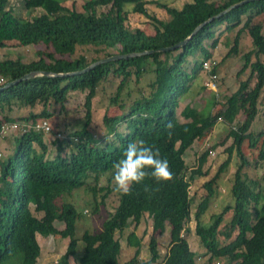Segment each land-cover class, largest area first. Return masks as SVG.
Instances as JSON below:
<instances>
[{"label":"trees","instance_id":"1","mask_svg":"<svg viewBox=\"0 0 264 264\" xmlns=\"http://www.w3.org/2000/svg\"><path fill=\"white\" fill-rule=\"evenodd\" d=\"M63 1L23 0L28 11L40 9L43 12L27 19L10 7L11 0H0V48L4 50L11 42L22 48L33 46L37 57L25 62L19 56L4 55L0 60V77L5 82L0 88L31 72L69 74L103 60L89 61L86 56H76L79 48L95 47L105 53V59L141 55L105 62L80 75L37 76L0 91V117L4 118L0 128L49 120L52 114L47 108L51 103L59 104L64 110L70 92L86 93L85 123L71 135L56 133V139L63 143L54 156L44 140L45 133L23 128L12 131L18 133L13 141V152L0 161V264H18V255H22L21 264H38L41 256L38 235L70 240L62 264H68L69 258L77 256L80 241L85 248L75 264H120L123 248L117 233L122 235L132 225L134 229L128 234L127 242L136 251L125 264H195V253L184 235L192 219L191 181L196 176H207L208 170L204 167L217 147L224 148L227 158L214 177L204 184L207 195L194 214L196 234L210 255V262L224 258L226 264H264V172L260 177L255 172L258 165L264 163V132L258 135L250 132L264 90V24H252L250 20L264 17V0L246 2L221 16L218 15L245 0H192L180 10L164 0H87L81 11L75 6H65ZM150 3L163 8L170 19L160 20L151 15L147 9ZM131 13L150 19L154 32L131 28L128 25ZM244 16L248 17V22ZM211 18L214 19L186 46L159 51L184 41ZM224 27L223 33L235 32L234 37L226 41L229 50L224 59L239 53L242 34L250 35L253 49L244 54L243 64V72L249 69V75L227 97L222 111L214 112L217 104L211 100L206 108L188 104L178 114L182 99L191 95V100H195L206 89L204 84L201 89H194L198 79L203 75L205 78L202 63H194L190 70L187 64L196 52H201L204 60L212 59V51L219 43L217 30ZM205 42L210 45L206 46ZM110 49H116L117 53H107ZM144 52L152 53L142 54ZM217 67L212 74L218 75ZM150 72L155 79L147 88L143 87V78ZM111 76L120 79L110 102L120 114L115 117L105 114L104 126L114 140L104 142L88 128L98 87ZM132 82L137 88L135 96L127 92ZM15 103L32 108L42 104L44 109L39 115L30 113L13 121L9 114ZM244 109H248V113L242 120L240 114ZM216 125L224 127V133L216 144H209V150L198 156L196 167L187 170L184 158L187 150L208 133L212 137ZM124 126L125 131L121 132ZM58 135L64 136L63 139ZM139 140L153 146L168 160L171 178L157 182L146 176L141 183L132 185L128 194H123L114 190L113 164L129 142ZM229 140L232 143L226 147ZM234 157L238 169L229 191L233 203L225 205L220 213L211 216L209 223H204V215L219 194L217 183ZM110 174L107 184L101 185V179ZM79 189L91 195L90 206L93 204L95 214L105 208L112 193L119 194L118 205L102 229L85 231L81 240L76 237V230L84 212L81 214L70 201ZM230 212L232 221L222 230ZM146 215L153 223L149 240L151 258L141 262L142 239L136 230ZM56 222L63 223L64 229L59 230ZM167 225L170 226L169 252L159 263L157 234L165 233ZM234 232H237L235 240L220 244V235L230 240Z\"/></svg>","mask_w":264,"mask_h":264},{"label":"rangeland","instance_id":"2","mask_svg":"<svg viewBox=\"0 0 264 264\" xmlns=\"http://www.w3.org/2000/svg\"><path fill=\"white\" fill-rule=\"evenodd\" d=\"M87 0H64L63 4L69 8L76 7L79 11L82 10L83 4ZM165 2H168L164 0ZM191 3V1H185V0H178L175 1L171 7H174L176 9H179L183 6L184 3ZM10 7L15 9L18 16L21 18H27L31 19L34 16H39L43 12L40 9L36 10H30L28 11L24 4L23 0H11ZM131 7V6H129ZM128 7V9H129ZM148 11L151 15L156 16L160 20H168L170 19V16L167 14V12L159 7L158 5L155 6V4L150 3L148 6ZM243 19L248 22V17L244 16ZM243 21L242 25L245 23ZM253 23H263L264 24V17L258 16L257 18H253L250 20ZM128 25L131 28H140L144 29L147 32H154L153 24L150 21V19L146 18L143 15L140 14H133L131 13L128 18ZM241 25V26H242ZM248 34L247 32H245ZM235 32L231 34L229 39L231 40L234 37ZM226 39L220 38L219 43L222 45H226ZM249 42H251V37L248 34L246 38H243L242 40V50L244 53H239L236 56L230 57L231 60L224 59L226 54L229 50V45L224 47H221L217 53H216V60L212 58L211 60L214 62V68L217 67L218 72V78L219 82L217 84V88L213 87L210 82H208L207 79L204 78V75L201 77L199 82L197 84H194V89L197 90V88L201 89L204 85L206 86V89L202 91L200 94V97H197L195 100H191V95L189 97L182 99L181 106L178 110V114H180L181 110L188 104H190L193 107L196 108H206L207 104H209V101H215L217 104V107L214 109V112L218 113L219 111H222L225 109V102L228 96H230L233 92H235L238 89L239 82L241 79H246L249 75L246 74L244 77V68L243 64L244 61V54L249 49ZM218 43V45H219ZM206 46L210 45V42H205ZM217 45V46H218ZM216 49V48H215ZM214 49V50H215ZM240 49V45H239ZM214 50L213 57H214ZM36 48L35 47H27L22 48L18 45L16 42L8 43L7 47L0 48V60L3 58L4 55L11 56V57H21L25 62H30L35 60L36 54H35ZM107 53H117L116 49H110ZM76 56H86L87 59L93 60V59H105V53L103 51L97 50L95 47H89V48H79ZM65 58H69L68 56H65ZM204 60V56L201 52H196L193 57H191L189 64H187V67L189 70L191 69V66L196 64H201ZM221 60V63L219 62ZM228 60V61H227ZM227 61V63H226ZM262 62L264 64V57L262 58ZM203 64V63H202ZM187 68V69H188ZM204 69V68H202ZM188 70V71H189ZM246 71V70H245ZM248 72L249 69H248ZM243 77V78H242ZM155 79V75L153 73H148L144 76L142 81V86L146 87L148 84ZM5 82V81H4ZM2 79L0 77V86L3 84ZM120 79L111 76L107 81L103 82L99 85L97 90V95L93 99V106H92V122L89 126V130L95 135L97 139H102L104 142L112 141L114 140V136L110 134V132L107 131V129L104 126V116L105 114L109 115L110 117H115L116 115L120 114V110L117 107H114L111 105V98L115 96L117 87L119 85ZM208 82V83H207ZM207 83V84H206ZM254 82L252 83V85ZM128 93H132L134 96L137 93V88L135 87L134 83L132 82L127 90ZM264 94V93H263ZM85 98L86 93L84 92H70L68 95L67 102L65 104V109L62 110L59 104L51 103L47 110L50 114H52V117L49 118V122L52 127V132L50 134H44V140L47 142L48 146L50 147L51 154L54 156L57 151H59V145L63 143V141H60L56 139V133L63 132L65 135H71V133L75 132L77 129L79 130L82 125L85 123V115H86V108L84 107L85 104ZM44 107L42 104L36 105L34 108L32 107H26L23 106L20 103H15L13 106V112L9 114V117L11 120L16 121L20 117H26L30 113H34L36 115H39L42 113ZM248 109H244L241 114L240 118L242 120H245L247 117ZM182 121V119L180 117ZM4 121V118L0 117V122ZM185 122V121H184ZM264 127V101H262L259 105V114L258 117L253 125V129L256 133V135L262 133L260 131ZM17 132L16 130H14ZM121 132L125 131V126L120 129ZM258 131H260L258 133ZM216 132L212 137L210 133H208L207 137L202 139V148H198L197 145H194L190 151L186 152L184 155V158L186 160L187 170L194 169L197 164L198 156H200L202 153L207 151L209 148V144H216L219 137L224 133V129L221 130L220 133ZM258 133V134H257ZM110 134V135H109ZM217 134V135H216ZM18 136V133L8 132L5 134V137H0V161L4 160L8 154H11L13 152V141ZM67 137V136H66ZM65 140V139H64ZM232 143V140H229L226 144V147L229 146ZM209 150V149H208ZM63 155L66 154V151L62 152ZM215 154V155H214ZM227 155L224 152L223 147H217L215 150H213L210 153V156L208 158V162L204 167V170H208L207 176H196L194 177L193 181H191V189H190V195L192 199V208H191V221L187 225V231L185 232V236L187 240L190 243V247L196 254V264H210L209 256L206 251V249L203 247L200 238L196 235V221H195V212L197 210V207L199 206L200 202L206 197L207 190L204 188V184L210 180L212 177H214L216 171L218 170V167L225 161ZM237 158L234 157L229 169L226 171L225 174H223V178H221L218 183V196L213 199L209 210L204 215L203 221L204 223H209L211 220V216L220 213V211L223 209V207L229 203H233V198L230 194V189L234 183L235 179V173L237 171ZM257 172L258 177H260L264 172V163H261V165H258V169L255 170ZM110 175H106L101 179V185L105 186L109 180ZM189 176V175H188ZM91 181V180H90ZM113 185L114 182H113ZM66 198V197H65ZM67 201L69 199L66 198ZM91 195L85 190V189H79L74 194V196L70 199L71 203L76 207V209L83 214L84 216L80 221L77 223V230H76V237L81 240V237L85 231H100L102 229L103 223L109 219V217L113 214L116 206L118 205L119 201V194L117 192L112 193L109 198L106 201L105 208L101 209L100 213H93V204L90 206L91 202ZM69 201V202H70ZM233 213L230 212L225 217V221L222 224L221 228L224 230V226L226 223H229L232 221ZM152 219L149 215H146L143 219V222L141 225L137 228L136 233L137 236L142 239V245H141V253H140V261L146 262L149 261L151 258L150 251H149V240L151 235L153 234L152 229ZM56 227L60 230L64 229V224L61 222H56ZM134 229V225L128 227L127 230L124 231V233L121 235L119 233L118 236L122 243V251L119 256V263L125 264L127 261H129L131 258H133L136 249L129 247V244L127 242V236L129 233H131ZM226 229V228H225ZM237 232H234L233 237H231L230 240H226L222 235H220V244L225 245L236 238ZM157 250L160 254L159 263H161L164 258L166 257L170 245V234L169 229L167 227V230L163 234H157ZM47 243V244H46ZM39 244L42 247V256L41 259L39 258L38 264H62L64 261V254L67 251V248L70 244L69 239H61V238H54L50 236L49 238H44L41 235H39ZM85 248V244L80 241L78 244V252L77 256L71 257L68 259V264H75V261L79 259V257L83 254ZM17 263L21 264L22 261V255H18L16 257ZM226 264V261L224 262ZM215 264V261H214Z\"/></svg>","mask_w":264,"mask_h":264},{"label":"clouds","instance_id":"3","mask_svg":"<svg viewBox=\"0 0 264 264\" xmlns=\"http://www.w3.org/2000/svg\"><path fill=\"white\" fill-rule=\"evenodd\" d=\"M204 61H211L213 63V68H214L215 66L214 62L211 59L203 60L202 63H204ZM206 76L207 73L205 72V79ZM146 176H150L152 179H154L157 182H163L169 180L171 178V171L169 169L168 160L164 157H161L157 149H155L151 145L146 144L145 141L143 140L129 142L127 146L123 149L120 158L113 164L112 180L115 184L114 190H117L123 194H128L131 186L134 184L141 183ZM189 223H187V225ZM167 227L168 229H170L169 225H167ZM44 238H49V237H44ZM41 256H42V247H41ZM208 256L210 258L209 254ZM214 261L215 264H224L223 261L225 262V259L217 258V259H213L212 262L210 261L209 262L210 264H214ZM195 264H196V254H195Z\"/></svg>","mask_w":264,"mask_h":264},{"label":"water","instance_id":"4","mask_svg":"<svg viewBox=\"0 0 264 264\" xmlns=\"http://www.w3.org/2000/svg\"><path fill=\"white\" fill-rule=\"evenodd\" d=\"M250 1H254V0H245L241 3H238V4H235L233 6H231L229 9L225 10L224 12H222L221 14H219L218 16H221V15H224L225 13H227L229 10L235 8V7H238L246 2H250ZM217 16V17H218ZM215 18V17H214ZM214 18H211L210 20L204 22L203 24H201L200 26H198L195 31L193 32V34L188 37L187 39H185L184 41L176 44L175 46H172V47H168V48H162L161 50L159 51H162V52H166V51H172V50H176V49H179V48H182L184 46L187 45V43L193 39V37L195 36V34H197V32L207 23H209L210 21H212ZM152 52H144L142 54H150ZM141 54H129V55H116V56H112V57H109V58H106V59H103V60H100V61H97L95 63H93L92 65H90L88 68H86L85 70H82V71H78V72H75V73H69V74H56V73H51V72H45V71H36V72H31V73H28L26 75H24L22 78L18 79V80H15L13 82H10L8 84H6L3 88H0V91H3L5 89H8V88H11V87H14L15 85H17L18 83L24 81V80H30V79H33L37 76H41V75H45V76H50V77H66V76H72V75H80L88 70H91L93 69L94 67H96L97 65L99 64H102V63H105V62H109V61H113V60H117V59H122V58H129V57H134V56H139Z\"/></svg>","mask_w":264,"mask_h":264},{"label":"built area","instance_id":"5","mask_svg":"<svg viewBox=\"0 0 264 264\" xmlns=\"http://www.w3.org/2000/svg\"><path fill=\"white\" fill-rule=\"evenodd\" d=\"M203 67H204V71L207 73L206 79L208 80V82L212 84L213 87L217 88L218 75L212 74V70L214 69L213 63L211 61H204ZM2 82H4L3 79ZM20 128H23L24 130L33 129L35 131L43 132L45 134H50L52 132V127L48 119H38L35 122L32 121L30 123H25L23 125H17V124L2 125L0 128V137H4V135L7 134L9 131L19 130ZM58 137H61L63 139L64 136L58 135Z\"/></svg>","mask_w":264,"mask_h":264},{"label":"crops","instance_id":"6","mask_svg":"<svg viewBox=\"0 0 264 264\" xmlns=\"http://www.w3.org/2000/svg\"><path fill=\"white\" fill-rule=\"evenodd\" d=\"M166 1H168L167 3H168L169 5H172L175 1H178V0H166ZM185 1H191V0H185ZM185 3H186V2H185ZM185 3H184V4H185ZM184 4H183V6H184ZM148 5H149V4H148ZM148 5H147V6H148ZM155 6H156V5H155ZM183 6H182V7H183ZM182 7L179 8V10L182 9ZM147 9H148V8H147ZM224 30H225V27L222 28V29H220V30H217V35H216V37L218 38V40H219L220 38H223V39H226V41H227V39L231 36L232 33H230V32H224V33H223ZM247 36H248V34L244 33V34H242V36H241V38H240V49H239V50H240V53H244V51L242 50V40H243V38H246ZM225 43H226V42H225ZM248 45H249L250 48L247 49V51L252 50V49H253V46H252V40H251V42H249ZM225 46H228V45H222L221 43H219V45H218V46L216 47V49L214 50V57H213L214 60H216V53H217V51H218L221 47L226 48ZM228 60H231V59L228 58ZM228 60H227V61H228ZM227 61H226V63H227ZM219 62L221 63V60H220ZM248 73H249L248 70L244 71V73H243V74H244V77H245V75L248 74ZM242 78H243V77H242ZM200 79H201V78L198 79V82H199ZM242 80H243V79H241L240 81H242ZM263 93H264V90H263ZM184 99H185V98H184ZM262 101H264V94H262V98H261V101H260V102H262ZM259 105H260V103H259ZM259 105H258V109H259ZM195 108H196V107H195ZM258 114H259V113H258ZM257 117H258V116H257ZM256 119H257V118H256ZM181 121H182V120H181ZM184 121H185V120H184ZM255 121H256V120H255ZM255 121H254V123H255ZM182 122H183V121H182ZM254 123L252 124V126H251V128H250V132H251L252 134L255 135L256 133H255V131H254V129H253V125H254ZM219 128H220L221 130L224 129V127H221V126H219V125H218V126L216 125V126L214 127V129H215L214 132H217V130H218ZM221 130H219L218 133H220ZM263 130H264V127H263V129H261L260 131L263 132ZM260 131H258V133H259ZM218 133H217V134H218ZM258 133H257V134H258ZM217 134H216V135H217ZM213 135H214V134H213ZM202 141H203V140H197V141L194 143V145L199 144L197 147H198V148H200V147L202 148ZM194 145H193V146H194ZM193 146H192L190 149H192ZM190 149H188L187 152L190 151ZM226 158H227V157H226ZM224 160H225V159H224ZM260 165H261V164H260ZM256 169H258V167H257ZM38 240H39V236H38ZM46 244H47V243H46Z\"/></svg>","mask_w":264,"mask_h":264}]
</instances>
